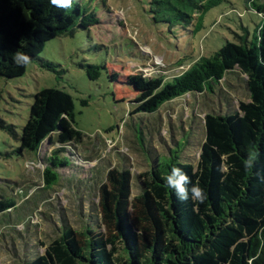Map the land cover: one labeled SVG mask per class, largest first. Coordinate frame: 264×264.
I'll return each instance as SVG.
<instances>
[{
  "label": "trees",
  "instance_id": "1",
  "mask_svg": "<svg viewBox=\"0 0 264 264\" xmlns=\"http://www.w3.org/2000/svg\"><path fill=\"white\" fill-rule=\"evenodd\" d=\"M216 1L154 0L151 12L158 23L190 27L194 16ZM245 1L261 18L252 38L245 30L244 36L236 35V41H227L212 56L195 59L172 78L158 71L149 77L114 72L110 79L125 87L128 96L136 95L134 101L126 96L124 101L130 104L127 114L142 119L141 146L152 137L151 126L161 111L177 99L193 96L205 101L220 94L229 102L223 95L228 91H220L223 82L232 85L229 76L247 78L250 102H241L228 114H205L197 166L181 159L190 143L186 134L166 155L153 156L146 150L152 168L139 177L136 196L130 169L109 170L99 188L104 231L65 227L45 254L29 264H264V0ZM84 3L72 0L71 7L64 8L51 0H0V77H24L48 42L72 36L76 28L98 25L99 19ZM18 52L29 62L17 65ZM85 69L88 78L97 81L105 67L86 64ZM35 104L61 122L64 146L52 152L43 171L44 188L50 190L60 181L57 170L71 166L68 146L82 143L85 135L76 125L73 96L66 89H44ZM0 126L10 129L4 121ZM173 168L180 171L173 174ZM182 172L191 181L185 184L188 199L183 201L175 186L167 184L169 175L178 180ZM194 185L204 191L202 203L193 198ZM14 207L13 200L1 201L0 215Z\"/></svg>",
  "mask_w": 264,
  "mask_h": 264
},
{
  "label": "rangeland",
  "instance_id": "2",
  "mask_svg": "<svg viewBox=\"0 0 264 264\" xmlns=\"http://www.w3.org/2000/svg\"><path fill=\"white\" fill-rule=\"evenodd\" d=\"M84 1L98 25L76 28L72 36L48 42L24 77H0V121L10 127L0 126V202H16L0 215V264L31 263L45 254L65 227L103 232L99 188L109 170L130 169L136 196L139 177L152 168L147 151L166 155L186 134L190 143L182 149L181 159L197 166L205 114H228L241 102H250L247 78L229 76L232 85L223 82L220 87L228 91L223 95L229 102L220 94L205 101L193 96L177 99L161 111L151 126L152 137L141 146L142 119L127 114V101L136 95L128 96L110 74L150 76L160 71L172 78L195 59L212 56L227 41H236V35L244 36L245 30L252 38L261 18L248 10L252 3L245 0H218L195 15L190 27H172L155 21L154 0ZM86 64L105 67L97 81L88 78ZM50 88L66 89L73 96L76 125L85 138L68 146L71 166L57 170L60 181L48 190L43 171L52 152L64 146L58 117L35 104L36 95Z\"/></svg>",
  "mask_w": 264,
  "mask_h": 264
},
{
  "label": "clouds",
  "instance_id": "3",
  "mask_svg": "<svg viewBox=\"0 0 264 264\" xmlns=\"http://www.w3.org/2000/svg\"><path fill=\"white\" fill-rule=\"evenodd\" d=\"M52 4L59 6V7H64L68 8L71 7L72 5V0H51ZM29 57L25 54L22 53H16L14 56V60L17 63V65H23L29 62ZM177 171H180L178 168H173L172 173L175 174ZM190 179L187 176V174L183 173L180 174L178 180H173L172 176L169 175L167 177V184L169 187H172V185L175 186L176 188V193L177 196L180 200H187V189L185 188V184L190 183ZM191 191L194 193L193 198L198 200L199 202H203L204 199L206 198L204 195L203 189H201L199 186L194 185L191 189Z\"/></svg>",
  "mask_w": 264,
  "mask_h": 264
},
{
  "label": "built area",
  "instance_id": "4",
  "mask_svg": "<svg viewBox=\"0 0 264 264\" xmlns=\"http://www.w3.org/2000/svg\"><path fill=\"white\" fill-rule=\"evenodd\" d=\"M145 76V75H144ZM151 76V75H150ZM145 77H149V76H145Z\"/></svg>",
  "mask_w": 264,
  "mask_h": 264
}]
</instances>
